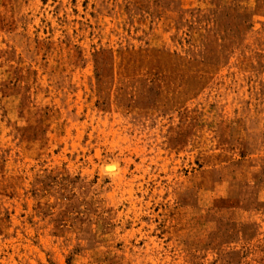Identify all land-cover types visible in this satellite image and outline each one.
Masks as SVG:
<instances>
[{"label": "rangeland", "instance_id": "374dc122", "mask_svg": "<svg viewBox=\"0 0 264 264\" xmlns=\"http://www.w3.org/2000/svg\"><path fill=\"white\" fill-rule=\"evenodd\" d=\"M0 264H264V0H0Z\"/></svg>", "mask_w": 264, "mask_h": 264}, {"label": "bare ground", "instance_id": "6f19581e", "mask_svg": "<svg viewBox=\"0 0 264 264\" xmlns=\"http://www.w3.org/2000/svg\"><path fill=\"white\" fill-rule=\"evenodd\" d=\"M111 165H113V166H111V167H109V166H108V167H109V169H111V170H114V171H115V170L117 169L116 165H115V164H111Z\"/></svg>", "mask_w": 264, "mask_h": 264}]
</instances>
